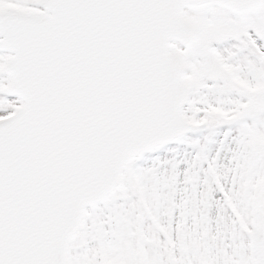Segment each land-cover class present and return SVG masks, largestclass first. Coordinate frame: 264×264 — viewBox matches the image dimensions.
Wrapping results in <instances>:
<instances>
[{"label":"snow or ice","instance_id":"obj_1","mask_svg":"<svg viewBox=\"0 0 264 264\" xmlns=\"http://www.w3.org/2000/svg\"><path fill=\"white\" fill-rule=\"evenodd\" d=\"M0 264H264V0H0Z\"/></svg>","mask_w":264,"mask_h":264}]
</instances>
